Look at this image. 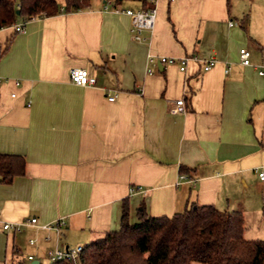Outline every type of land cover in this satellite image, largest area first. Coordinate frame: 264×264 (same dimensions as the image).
<instances>
[{
    "label": "crops",
    "instance_id": "obj_1",
    "mask_svg": "<svg viewBox=\"0 0 264 264\" xmlns=\"http://www.w3.org/2000/svg\"><path fill=\"white\" fill-rule=\"evenodd\" d=\"M103 1L37 15L21 32L0 28V153L24 161L22 174L0 181V264L32 254L31 264L49 247L117 228L122 202L129 221L140 204L149 215L190 202L239 210L243 236L263 238L264 0H156L141 40L129 16ZM148 54L188 58L180 70L148 65ZM209 55L215 62L203 70ZM71 67L94 83H72ZM177 98L183 112L169 110ZM30 215L35 225L2 227ZM56 218L59 232L40 227Z\"/></svg>",
    "mask_w": 264,
    "mask_h": 264
},
{
    "label": "trees",
    "instance_id": "obj_2",
    "mask_svg": "<svg viewBox=\"0 0 264 264\" xmlns=\"http://www.w3.org/2000/svg\"><path fill=\"white\" fill-rule=\"evenodd\" d=\"M122 0H112L113 4ZM143 6L147 0H139ZM90 0H0V26L17 17L52 15L88 7ZM18 10V13L15 11ZM23 157L0 153V181L23 173ZM180 171L186 167L179 166ZM121 204L118 227L103 231L84 243L77 260L36 264H264V237L243 236L239 210L212 204L188 203L170 215H149L140 204L136 220L129 221Z\"/></svg>",
    "mask_w": 264,
    "mask_h": 264
},
{
    "label": "built area",
    "instance_id": "obj_3",
    "mask_svg": "<svg viewBox=\"0 0 264 264\" xmlns=\"http://www.w3.org/2000/svg\"><path fill=\"white\" fill-rule=\"evenodd\" d=\"M149 2L148 5L142 6L139 9L133 10L131 8H119L112 4L111 0H104L103 1V7L107 8L110 6V9L114 12H122L129 16L130 18V35L133 39L141 40L143 39L141 35V31L143 29H149L152 27L153 21H154V15H155V1L156 0H147ZM37 15H31L29 17H19L18 20L12 21L7 26H0L2 27H10L13 32H21L24 29V24L26 21L36 17ZM229 23H231L229 21ZM238 55L240 62L242 64H248L249 63V51L245 47H240L238 49ZM188 56H182V57H172V56H166V55H154V54H148L146 57L147 64L148 65H157V64H168V63H176L178 65V68L180 70H184L185 63ZM191 58H195L194 55L191 56ZM215 62V57L213 55H209L207 58H205L204 63L202 65V69L206 70L210 66H212ZM264 62L258 65V73L263 72ZM149 71V67L147 68ZM225 71H227V67L225 68ZM68 76L72 83L78 84V85H87L94 83L95 79L93 76L88 74L87 70L84 67H71L68 70ZM1 81V78H0ZM14 84H18V79H13ZM13 96L14 93H11ZM114 93L108 94V99H113ZM171 112H183L184 111V105L182 98H177L174 100V104L169 109ZM257 176L259 180L264 182V170L261 168H258L256 170ZM37 222L35 215H30L28 217H25L21 221L9 223V222H3L2 227L5 228H12L13 230H18L20 225L27 224V225H35ZM63 220L61 218H56L51 222L45 223L40 225L41 228H44L46 230H54L56 232H59V229L63 225ZM28 244L32 245L35 242L34 238H28L27 240ZM82 245H74V246H52L46 249L45 255L47 256V259L49 260L48 263H51L56 260H66V259H72L74 261L77 260L78 254L81 250ZM27 260L34 259V256L32 254L26 255ZM33 264V263H31Z\"/></svg>",
    "mask_w": 264,
    "mask_h": 264
},
{
    "label": "rangeland",
    "instance_id": "obj_4",
    "mask_svg": "<svg viewBox=\"0 0 264 264\" xmlns=\"http://www.w3.org/2000/svg\"><path fill=\"white\" fill-rule=\"evenodd\" d=\"M19 19V17H17L15 20H18ZM259 229V228H258ZM249 230L252 232L251 234H256L255 236H257V235H260L261 233H260V231H256V230H253L252 228H249ZM260 230V229H259ZM247 233H248V231H247ZM264 235V234H263ZM74 246V245H73ZM29 251V250H28ZM25 254H26V252H23V256L25 257ZM40 261L41 262H48L49 260L47 259V256L45 255V256H42L41 257V259H40ZM25 264H29V260H27V259H25ZM192 264H200V263H192Z\"/></svg>",
    "mask_w": 264,
    "mask_h": 264
},
{
    "label": "water",
    "instance_id": "obj_5",
    "mask_svg": "<svg viewBox=\"0 0 264 264\" xmlns=\"http://www.w3.org/2000/svg\"><path fill=\"white\" fill-rule=\"evenodd\" d=\"M15 12L18 13V10H16ZM32 263H33V264H36L37 261H36V260H33Z\"/></svg>",
    "mask_w": 264,
    "mask_h": 264
}]
</instances>
